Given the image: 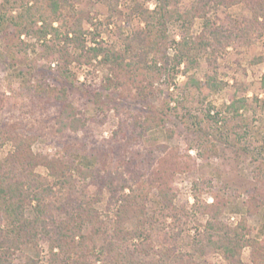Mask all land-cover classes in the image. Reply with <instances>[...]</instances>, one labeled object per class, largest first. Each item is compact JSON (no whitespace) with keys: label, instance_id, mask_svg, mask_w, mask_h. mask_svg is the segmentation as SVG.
<instances>
[{"label":"rangeland","instance_id":"1","mask_svg":"<svg viewBox=\"0 0 264 264\" xmlns=\"http://www.w3.org/2000/svg\"><path fill=\"white\" fill-rule=\"evenodd\" d=\"M11 2L0 0V161L15 154L17 144H29L30 171L50 183L53 179L39 157L132 174L140 183H152L151 188L145 186L139 199L127 201L125 206V211L138 214L140 220L142 236L131 244L135 250L142 249L136 252L141 262L164 258L167 264H231L205 245L202 236L208 215L201 212L203 204L217 203L221 220L232 226L241 221L245 237L264 244V35L252 32L213 51L217 42L204 34L203 18L196 17L189 29L170 22L166 26L170 39L179 41L186 32L197 46L201 40L209 41L207 52L198 54V66L184 73L186 63H182L173 82L162 72L154 80L147 77L151 86L146 81L134 86L128 76L118 73L120 59L103 62L101 54L87 62L72 61L69 68L76 79L71 83L58 78L56 58L41 54L45 44L54 43L51 35L46 43L22 34L16 40L26 45L25 54L7 53L2 37L9 29L10 17L19 13ZM193 4L194 0H180L178 8L185 11ZM136 5L155 8V2L146 0H118L114 9L98 0H69L61 4L59 18L52 25L63 27V31L78 26L88 47H101L123 57L128 53L142 63L146 51L132 40L145 30ZM206 9V16L222 27L252 18L242 2L211 4ZM63 38H58L59 48L78 52ZM173 54L170 47L168 55ZM162 64L158 62L159 67ZM190 76L201 83L200 93L193 87L186 89ZM42 77L56 91L66 90L76 114L86 121L83 129L56 131L54 118L59 106L34 91ZM232 100L244 101L239 104L238 116L228 110ZM152 117H162L163 123L145 131L147 124L142 127L140 122ZM168 191L174 193L170 202L163 197ZM124 194L131 195L128 189ZM95 208L111 226L117 205L107 209L104 199ZM26 215L32 216L31 208ZM89 231L85 226L84 233ZM199 247L203 252H198ZM37 253L38 264H48L49 242H40ZM31 255V249L22 247L14 264H24ZM90 261L115 264L110 255L98 254V250ZM234 263L256 264L251 248L244 247Z\"/></svg>","mask_w":264,"mask_h":264},{"label":"trees","instance_id":"2","mask_svg":"<svg viewBox=\"0 0 264 264\" xmlns=\"http://www.w3.org/2000/svg\"><path fill=\"white\" fill-rule=\"evenodd\" d=\"M32 1V4L28 3L29 0L11 2L12 8H18L19 13L10 17L9 29L2 37L6 42L7 53L25 54L26 45L16 40L22 34L32 35L46 43L49 42L46 40L47 36L51 35L54 43L45 44L41 54L47 59L56 58L58 78H65L71 83L76 79V75L69 68L72 61L87 62L101 54L103 62L111 63L120 59L117 64L118 73L128 76L129 84L134 86H139L143 81L151 86L152 82H149V79L154 80L162 72L166 73L169 82H173L182 63H186L184 73L189 71L191 66H198V54L207 52L206 46L209 41L201 40L197 46L186 36V32L181 34L179 41L170 39L166 30L170 22L181 23L182 27L189 29L196 17L203 18L206 29L204 34L206 33L208 39L217 42L213 51L220 49L219 45L225 48L228 44L245 39L244 37L252 32L264 35V0H194V4L185 11L178 8L180 0H146L155 2V8L148 10L136 5L137 12L145 21V30L141 31L138 37H132V40L139 44V48L146 51V59L144 58L141 63L128 55V49L125 50L127 54L123 57L101 47H88L84 32L78 26L64 27V31L63 27H53V22L59 18L61 4H68L69 0ZM98 1L107 5L109 9H114L118 2ZM238 2H242L251 11V19L230 21L222 27L217 25L216 20L206 16V8L209 9L211 4L231 6ZM61 35L68 44H71L72 49H77L78 52L74 50L70 52L69 47L65 46L59 48L56 44ZM170 47L174 48L171 57L168 55ZM149 54L151 58L147 57ZM160 61L163 64L159 67ZM188 78L190 82L186 84V89L193 87L200 93L201 83L195 77ZM209 81L208 85L211 83ZM212 84V87L216 86L215 83ZM34 91L40 97L51 98L59 106L58 115L54 118L58 133L77 132L85 127L86 121L76 114L65 89L56 91L42 77L35 85ZM243 102L232 100L228 110L238 116V110L241 108L239 104ZM162 123V117H152L143 123L140 122V125L144 127V124H147L144 127L146 131L158 128ZM2 134L3 128L0 126V135ZM0 144H3L2 140ZM28 146L29 144L27 147L17 144L16 153L0 161V264H14L15 256L22 247L32 251V255L24 264H38L37 245L44 241L49 242L48 264H94L90 257L97 250L98 254L110 255L115 264L168 263V259L164 258L160 261L137 260L136 252L143 251L140 248L135 250L136 247L131 244L133 239L142 236V231L138 214L125 211V206L127 201L139 199L145 186L151 188L152 183H140L139 178L132 174L111 173L108 170L103 172L98 167H82L66 159L39 157V162L45 161L43 163L53 179L50 183L41 175L30 171L33 161L30 160L31 154L26 151ZM125 189L130 191V196L124 194ZM168 192L169 195L165 192L163 197L170 202L174 193ZM104 199L107 209L117 205L111 226L100 218L95 208V205ZM28 208L32 210L31 217L26 215ZM201 208V212L208 215L202 236L208 248L222 254L229 263L235 264L234 261L239 259L241 250L250 247L253 261L256 264H264V244L246 238L242 233L244 225L241 221L232 226L221 220L217 203L203 204ZM129 224H132L131 228ZM85 226L90 228L88 234L84 233ZM261 241L264 243V237ZM197 250L203 252L200 247ZM98 258L99 256L96 257Z\"/></svg>","mask_w":264,"mask_h":264},{"label":"built area","instance_id":"3","mask_svg":"<svg viewBox=\"0 0 264 264\" xmlns=\"http://www.w3.org/2000/svg\"><path fill=\"white\" fill-rule=\"evenodd\" d=\"M231 219L233 220V219H234V217H231Z\"/></svg>","mask_w":264,"mask_h":264}]
</instances>
